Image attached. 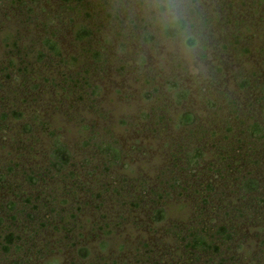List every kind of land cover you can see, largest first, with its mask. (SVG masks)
<instances>
[{
    "label": "rangeland",
    "instance_id": "1",
    "mask_svg": "<svg viewBox=\"0 0 264 264\" xmlns=\"http://www.w3.org/2000/svg\"><path fill=\"white\" fill-rule=\"evenodd\" d=\"M40 1V6L35 8L36 13H40L41 7L47 13L41 17L36 14L38 21L45 22L47 15L60 12L57 0ZM112 1L106 12L113 17L118 14L119 18H113L108 25L102 21L105 18L102 15L99 24L104 28L89 44H74L71 28L80 22L79 19L74 18L72 24L65 17L64 23L57 25L56 21L54 26H48L58 35L65 57L73 56L79 60L76 67H65L61 71L76 77L85 92L96 88L98 97L94 108L85 100L78 104L71 97L66 100L61 90L63 86L57 92L50 86L40 87L41 92L32 93L27 105H22L20 99L14 102V96H9V102L16 103L21 109L23 107L29 117L35 110L41 121L49 124L51 130L75 148L78 172H83L80 168L84 155L78 134L81 122L78 121L94 127L96 133L103 137L119 141L127 155L125 162L108 174L102 173L100 168L90 181L93 180L92 185L108 182L111 189L117 188L120 196L110 191L98 201L99 204L96 201L97 205L103 203L101 207L82 206L81 212H75L77 219L69 226L73 228L72 234L56 229L58 224L63 225L59 221L48 227L29 223L30 230L26 233L23 229L26 224L21 220L23 216L18 214L23 206L15 194L20 189L31 193L32 189L21 170L16 168L15 177H9L8 188L0 190V219L3 221L0 237L8 231L14 233L21 238L15 241V246L20 249L10 245V252L4 253L0 246V264H190L194 258H189L181 238H185L193 228L213 229L220 225L232 232V241L220 246L218 255H201L196 264H264V247L261 245L264 210L260 215L255 212L256 206H251L249 212L245 211L247 201L241 200L237 193V179L251 175L261 183L259 195L264 197V144H253V140H248L246 142L250 145L240 151L236 141L246 139L240 133L243 129L240 122L264 124V0H199L196 10L198 48L191 60L175 51H166L156 37L152 44L142 43L143 33L139 29L142 21L132 14V0H118V4ZM22 19L12 14L7 0H0V61L12 50V47L5 46L8 33L19 37L17 41L22 55L25 46L33 48L31 44L38 42L44 34L42 25L34 21L35 16L25 24ZM120 44L125 45V49L122 50ZM85 48L97 51L103 48L106 58V64L99 66L86 60L88 75L84 73L82 63ZM12 51L16 53L14 48ZM142 59L144 64L141 65ZM26 61L31 62L29 59ZM139 65L142 66L140 69ZM43 68L33 65L35 73L32 78ZM55 76V65L43 75L46 78ZM30 78V83H40L32 82ZM85 78L90 80L89 88ZM167 79L175 80L179 87L190 92L181 105L173 103L165 93ZM244 82L248 85L243 88ZM152 86L162 88V93L146 99L144 95L151 91ZM15 87L18 88L17 84H11L10 95L15 92ZM1 92L0 105L4 104L2 98L6 96ZM76 92L72 98L78 97L79 90ZM184 111H191L196 122L189 128L177 129V117ZM145 114L150 116L149 120ZM14 125L12 123L9 131L0 134V168L4 171L10 164L26 162L24 157H19L21 143ZM228 127L233 129V133H228ZM42 131L35 133L39 141L32 150H40L41 153H33L37 160L27 159L31 161L30 167L40 165V162L41 165L46 164L42 159L45 150L41 148L48 142V137L46 133L42 136ZM213 133H217L215 137ZM74 141L77 143L75 147ZM214 144H218L217 149ZM26 146L29 148L27 142ZM182 147L188 150L204 148L205 160L199 168L201 174L198 178H187L189 175L180 171L183 167L176 158ZM242 152L248 155L238 156ZM22 153L29 156L26 149ZM219 153L235 158L222 165L213 159V155ZM248 158L253 164L248 162ZM93 167L94 164L87 167L84 173ZM112 176L116 177L114 181L109 179ZM175 178L187 188L186 191L173 188ZM121 179L128 181L124 183ZM56 184L50 180L45 187L57 189L61 185L60 182ZM206 185H210L213 191L206 196L210 205L200 213L198 210L203 206L200 193L207 191L203 189ZM138 187L152 189L161 198L141 196L137 192ZM47 193L49 195V190ZM57 193L61 192L52 196L61 197L62 193ZM42 198L46 200V197ZM151 198L159 202L157 208L165 211L166 217L161 223L152 222ZM8 202L17 204L13 214L7 208ZM134 203L137 206L133 207ZM219 205L222 209L217 210ZM239 211L243 212V217ZM12 215H16V221H11ZM103 216L105 220L101 219ZM104 222L109 228L99 230ZM69 227L65 225L66 229ZM108 230L110 235H106ZM29 234L35 236L31 244L27 242ZM73 237L77 241L75 248H72ZM102 242L107 244L106 250L100 248ZM0 243L3 244L1 238ZM81 246L90 251L89 257H78L76 252Z\"/></svg>",
    "mask_w": 264,
    "mask_h": 264
},
{
    "label": "trees",
    "instance_id": "2",
    "mask_svg": "<svg viewBox=\"0 0 264 264\" xmlns=\"http://www.w3.org/2000/svg\"><path fill=\"white\" fill-rule=\"evenodd\" d=\"M7 2L10 3L12 14L14 16L21 18L23 17L24 20L22 19L21 21L24 24L29 22V20L35 16L34 21L37 23L39 22L42 25L44 34H42L38 42L31 44L33 48L29 49V46H25L24 55H22V52L19 51L20 46L18 44L19 41H17L19 37L17 35L8 33L5 37V46L12 47V50L14 48L16 53L14 52L13 54V51L10 50L7 56L4 57L5 59L0 61V92L2 91L6 95L4 98H2L4 104L0 105V134L6 133L7 130L9 131V127L12 123L13 125L15 124L14 130L15 132L19 133V143H21V147L19 148L21 155H19V157H24L26 162L24 161L25 163L22 162L21 164L14 163L15 165L10 164L5 168V171L3 168H0V190L8 188L10 180L9 177H15V170L16 168H19L28 185H30L32 189L31 193L23 192V190L20 189L17 190L19 193L15 194V198L21 203L20 206H23V209L20 210V213L18 214L23 216V219L21 220L22 223L26 224L23 226L25 232L28 233L30 230L29 223L34 225L38 224L40 227H48L49 225H53V222L55 223L59 221L63 223V225L61 226L58 224L56 229L61 228L65 233L72 234L73 228H70L69 226H71V223L75 222L77 219V213L75 214V212H81L82 206L87 208H96L97 206L101 207L103 203L97 205V202L104 196V194H108L110 191H112L115 195L120 196V192L117 190V188L114 190L111 189V185L108 182L106 184H99L95 182L92 185L93 180H90L96 176L97 172L101 169H103L102 173L108 174L110 170L122 165L125 162L127 155L122 151L119 141L97 134L96 130H94V127L84 124L80 120L78 121L81 122L78 128V134L81 137L80 146L84 149V155L81 159L82 167L80 168L83 170V172H78L76 170L78 168L76 160L77 153L75 148L69 146V144L64 141L62 136L57 135L56 131L51 130L49 124L41 121L35 110L29 117L26 115L25 109L23 107L22 109L19 108V105L14 102L20 99L22 105H27V99L32 93L37 94L41 92L39 90L40 87L43 86L44 88V86H46L48 88L50 86L54 91L57 92L59 87L63 86L61 90L65 94L64 97L66 100H69L71 97L72 100L76 99L75 102H77V104L79 101L85 100L86 102L92 103V108H94L95 99L98 97L96 88L91 89V92H85L84 88L81 86L82 84H80L76 77L68 76L64 70L61 71L62 68L64 69L65 67H76L77 63H79V60L73 56L65 57L61 42L58 40V35L56 34L55 30L51 31L48 26H54L56 21L57 25L61 22L64 23L62 20H65V17H67L68 22L72 24L75 21L74 18L79 19V23L74 26L72 25L71 34L74 44L82 46L94 41L95 34L103 30L104 26L100 25V22H108L107 24L110 25L112 19H118L119 16L118 14H115L113 17L112 14L106 12L107 7L113 3L112 0H57V7H61L58 8L60 12H56V15H47L46 21L42 22L38 21L37 15L41 17V15L43 16L44 13H47V10L41 7L39 10L40 13H36L35 8L40 6V0H7ZM118 3L119 1L115 0V4ZM102 15L105 16V18L101 21L100 17ZM139 29H141L143 33L141 38L142 43L152 44L155 38L154 36L146 34V28L143 23ZM120 46L122 50L125 49V45L120 44ZM102 51L103 48L98 51L87 48L84 49L85 53H83L84 58L82 63L84 64L85 74H89V70L85 68V66H89L86 64V60L88 59L93 61V64L96 66L106 64V58ZM26 59L31 60V62L26 61ZM35 64L40 65V67L44 66V68L41 73L37 74L35 78H32L34 75L33 73H35L32 70L33 65ZM142 64H144V59L141 61V65ZM53 65H55L57 68V77H43V75H46L48 71L52 69ZM141 65H139V69L142 67ZM78 75L80 74L77 73V76ZM29 78L32 80V82L36 80L40 83L36 85L32 84L30 83ZM58 78H60L61 81L60 79L58 80ZM86 81V85L89 88L90 80L87 78ZM11 84H14V86L17 84L18 86V88L15 87V92H13L14 95H10L9 93L11 91ZM247 85L248 84L246 82L242 84L243 88ZM164 87L168 98H170L176 105H181L188 99L190 95V92L179 87V84L175 80L172 81L167 79ZM161 89H159L157 86H152L151 91H147L144 97L146 99H150L157 95L160 96V92L162 93V91H160ZM76 90H79L78 97L72 98V96L77 93ZM61 94L58 95V97L61 96ZM9 96L15 97L14 102H9L11 98ZM159 96L157 98H159ZM144 117H146L148 120L150 118V116L146 114ZM195 122L196 118L194 117L193 113L191 111H184L178 115L175 127L177 129H186L192 126ZM240 124H242L241 126L243 127L240 133L246 139L239 138L236 140L239 144L237 149L243 151L244 147L247 148L248 145H250L249 142H246L248 140H253V144H264V124L262 125L258 122H252L248 125L244 122H240ZM40 129L43 130L42 136H46L47 134L48 137V142L45 143L46 145L43 144V147L41 148L42 150H45L44 152L42 151V159L46 162V164L42 163L43 165H41L40 162V165L37 164V166L30 167L29 163H31V161H28L27 159L30 158L31 160H34L36 158L32 156L33 153H41L40 150L37 152L32 150L36 141H39L38 138V140L35 138V133L39 132ZM227 131L228 133H233V129L230 127L227 128ZM216 134L213 133V136L215 137ZM24 136L28 137V140ZM25 141L29 145V148L26 146ZM73 145L75 147L77 143L74 141ZM167 146L171 145L168 144ZM213 147L217 149L218 144H214ZM25 149L29 153L28 157H26L27 154L25 155L22 153V151H25ZM233 151L237 152L238 150L234 149ZM250 152H252V150H250ZM241 155L247 156L248 154L242 152V154L239 155L238 153V156ZM213 156V159L222 165H224L226 161L231 160V158H235L224 156L221 153ZM238 159L241 160V158ZM176 160L178 164H182L183 168L180 171L189 175L187 178H198L201 174L199 168L205 160L204 148L195 147L192 150H188L187 148L182 147L181 151L178 152ZM248 162H252L250 158H248ZM92 164H94L93 169L90 172L88 171L84 173V170ZM223 170H226V167H223ZM250 176L237 179L239 180L237 183V193L240 195L241 200L245 199L247 201V204L245 205V211L249 212L252 209L251 206H256L255 212L260 215V213L264 210L262 208L264 207V197L260 198L259 195L262 186L261 183ZM84 179L88 182H85ZM109 179L114 181L116 177L112 176ZM50 180L55 184L60 182L61 185H58L57 189L46 188L45 185H47V181ZM121 180L124 183L128 181L126 179ZM174 180L175 183L173 188L177 187L183 191L187 190V188L185 189L184 186L180 185L179 179L175 178ZM203 189L207 191L203 194L200 193V202L203 205L198 210L200 213H204L206 206L210 205V202L206 196L208 195V192L213 191L210 185L204 186ZM48 190L49 195L47 193ZM56 192H61L62 194L57 193V195L61 194V197L56 196L57 198H54L52 194L54 195ZM137 192L139 195H146L147 198L149 195L150 197L153 196L158 199L161 198V195L152 189L148 190L144 187H138ZM42 196L46 197V200L42 198ZM51 201H53V205L51 204ZM116 201L119 202L118 200ZM158 203L159 202L154 201L151 198L150 207L152 211L151 213H153L152 222L154 224L161 223L166 217L165 211L162 208L156 207ZM50 204L52 205L51 207ZM7 205L9 212L13 214L17 208V204L15 202H8ZM132 206L135 207L137 205L134 203ZM216 209L220 210L222 208L219 205V207ZM239 214L240 217L244 216L243 212L241 211H239ZM10 219L11 221H16V215H12ZM101 219L105 220L104 216ZM2 225L3 221L0 219V226ZM65 225H67L69 229H66ZM103 226L101 225V227H98L99 230L109 228V225L105 222L103 223ZM226 228L227 227L224 225L217 226L213 229L209 227H206L205 229L193 228L185 238H181L189 258H194L190 264H196V262L199 263L201 255H218L221 251L220 246H223L233 239L232 232H229V230ZM110 234L111 232L108 230L106 235ZM34 237L35 236H30L29 239H27L28 244L33 242ZM0 238L3 242L2 245L0 243V246H2V251L4 253L10 252V245L15 246V241L21 240L19 236L14 235V233L10 231ZM72 241V248H75L77 246V241H75L74 237L72 238ZM261 245L264 247V239L262 240ZM100 248L102 250H106L107 244L102 242L100 244ZM15 249L19 250L20 248L15 246ZM76 254L81 259H85L86 257H89L90 251L86 249V247L81 246L78 247ZM26 262L27 261H24L23 263ZM114 264L116 263L114 262Z\"/></svg>",
    "mask_w": 264,
    "mask_h": 264
},
{
    "label": "clouds",
    "instance_id": "3",
    "mask_svg": "<svg viewBox=\"0 0 264 264\" xmlns=\"http://www.w3.org/2000/svg\"><path fill=\"white\" fill-rule=\"evenodd\" d=\"M198 6L199 0H132L131 11L166 51L191 60L198 48Z\"/></svg>",
    "mask_w": 264,
    "mask_h": 264
}]
</instances>
